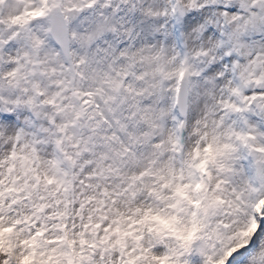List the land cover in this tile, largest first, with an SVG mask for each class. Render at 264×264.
<instances>
[{
	"label": "snow or ice",
	"instance_id": "6c2138e0",
	"mask_svg": "<svg viewBox=\"0 0 264 264\" xmlns=\"http://www.w3.org/2000/svg\"><path fill=\"white\" fill-rule=\"evenodd\" d=\"M11 3L17 7L5 16L3 8ZM173 4L174 25L181 31L198 30L205 37L214 33L201 10H185L175 0ZM213 7L224 16L237 11L230 0H217ZM109 10L107 0H0V264H164L178 255L167 241L175 231L181 197L190 200V188L201 187L197 171L214 166L221 176L219 186L238 167L237 160L255 159L258 167L264 165V88L258 87L255 93L247 88L242 96L240 88L231 89L239 102L221 101L224 114L213 118L211 130L205 120L203 147L196 146L187 156L180 152L182 137L170 134L167 141L153 142L148 132L142 140L133 134L115 164L111 161L116 157L105 153V163L88 160L67 167L64 161L70 157L61 136L66 127L54 128L56 118L47 110H64L62 93L70 83L64 74L68 65L57 60L71 56L76 43L90 44L113 30ZM253 25L261 26L255 20ZM145 35L151 46L153 37ZM238 50L250 63H233V53L202 66L198 75L206 78V86L214 89L221 83L215 74L235 79L237 71V83L264 81V46L239 43ZM5 54L14 59L4 63ZM184 71L178 69L181 76ZM48 78L56 88L51 94L43 83ZM109 82L119 89V81ZM199 87L189 83L182 110L189 97L199 95ZM82 113L80 109L75 115ZM163 115L161 110V119ZM113 119L125 128L119 117ZM105 121L112 123L107 117ZM76 143L82 144L83 153H95L92 136L81 135ZM137 143L150 149L146 159ZM166 146L170 162L161 166ZM138 159L139 171L133 167L118 185H108L109 173L122 174V166L130 168Z\"/></svg>",
	"mask_w": 264,
	"mask_h": 264
},
{
	"label": "clouds",
	"instance_id": "9594fccd",
	"mask_svg": "<svg viewBox=\"0 0 264 264\" xmlns=\"http://www.w3.org/2000/svg\"><path fill=\"white\" fill-rule=\"evenodd\" d=\"M230 2L237 11L224 16L213 7L217 0H175L176 5L185 10L195 7L202 11L205 22L214 28V33L205 37L198 30L184 32L174 25L173 0H107L109 16L115 22L113 30L90 44L76 43L71 56L57 60L68 65L64 74L70 83L62 93L64 110L56 111L55 106L47 110L56 118L54 128L57 125L66 127L61 134L70 157L64 161L65 165L71 169L74 162L77 165H84L88 160L105 163V153L110 158L116 157L111 161L115 164L122 159L119 152L133 134L142 140L148 132L153 133V142L161 138L167 141L170 134L178 139L182 137L180 152L187 156L196 146L203 147L201 134L205 131V120L211 130L213 118L219 120L224 114L221 101L239 102L231 89L240 88L242 96L247 88L254 93L256 88H264V81L237 83L239 71L235 79L215 74L221 83L214 89L206 86V78L198 75L202 66L219 63L233 53L237 56L233 63L240 59L245 64L250 63L238 50L239 43L264 46V0ZM15 7L14 3L5 6L4 15ZM254 20L261 26H254ZM145 33L153 37L151 46L147 44ZM161 52V58L156 59ZM13 59L7 54L3 58L4 63ZM78 60L82 62L77 63ZM181 67L185 68L183 76L178 72ZM3 75L0 65V76ZM51 80L43 81L49 94L56 91ZM111 80L120 82L119 89L109 82ZM190 82L199 83V95L189 97L187 107L182 110L185 89ZM88 93L91 95H86ZM178 96L180 103L176 102ZM136 105L139 107L133 114ZM80 109L83 113L76 117L75 112ZM105 117L112 123H107ZM113 117H119L125 126L123 130ZM153 124L159 127L154 128ZM81 135L95 139L94 154L82 152V144L76 143ZM135 147L146 159L150 149L143 143ZM2 149L3 144H0ZM180 152L176 153L177 168L181 166ZM170 156L166 146L161 166L170 162ZM73 157L78 159L74 161ZM140 163L138 159L130 168L122 166V174L109 173L108 185H118L133 167L139 171ZM237 164L227 182L219 186L221 176L214 166L197 171L201 187L190 188V200L181 197L175 213V231L167 241V247L178 255L164 264H226L234 253L245 248L248 251L239 264H264V234L259 236L255 247H250L260 221L264 220V165L258 167L255 159L249 162L246 158L243 163L237 160Z\"/></svg>",
	"mask_w": 264,
	"mask_h": 264
}]
</instances>
